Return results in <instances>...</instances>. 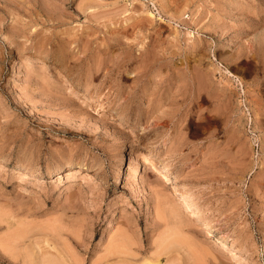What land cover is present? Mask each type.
Masks as SVG:
<instances>
[{
	"label": "rangeland",
	"instance_id": "374dc122",
	"mask_svg": "<svg viewBox=\"0 0 264 264\" xmlns=\"http://www.w3.org/2000/svg\"><path fill=\"white\" fill-rule=\"evenodd\" d=\"M261 5L0 0V264H264Z\"/></svg>",
	"mask_w": 264,
	"mask_h": 264
},
{
	"label": "bare ground",
	"instance_id": "6f19581e",
	"mask_svg": "<svg viewBox=\"0 0 264 264\" xmlns=\"http://www.w3.org/2000/svg\"><path fill=\"white\" fill-rule=\"evenodd\" d=\"M262 6V5H261ZM260 6V7H261ZM264 6V5H263ZM263 6H262V8H263ZM264 11V10H263ZM264 14V13H263ZM262 15V14H261ZM258 16H260V15H258ZM258 18V17H257ZM264 19V16L262 17V19H260V20H263ZM258 20V19H257ZM264 21V20H263ZM262 21V22H263ZM260 22V21H259ZM256 24H257V22H255ZM254 23V24H255ZM253 23H252V25H253V27L254 26H256L257 27V25L255 24L254 25ZM261 24H264V23H261ZM248 26H250V25H248ZM261 26V25H260ZM263 27V26H262ZM247 29H250L251 28V26L250 27H246ZM261 28V27H260ZM245 29V28H244ZM259 29V28H258ZM259 31V30H258ZM257 31V32H258ZM256 34V33H255ZM254 35V34H253ZM253 37V36H252ZM243 42V41H242ZM247 42H248V40H247ZM249 43H252L251 44V46L253 47H250V44H249V47L250 48H252L251 50L254 52H252L254 55H258V56H260V54H262L263 53V56H264V27L263 28H261V31H259V33H257L256 34V36H255V38L254 39H252V42L250 41ZM245 44V43H244ZM243 43L242 44H239L238 45V48L237 49H235L233 52L232 51H230V56H231V58H233L234 56H236L237 57V55H243V52H245L244 50L245 49H247V50H249L248 48H246L245 47V45H244ZM247 45V44H246ZM249 52V51H248ZM248 52H246V54L248 53ZM262 52V53H261ZM250 53H251V51H250ZM251 53V56H252V58H254L255 56L253 55ZM245 55V54H244ZM254 56V57H253ZM258 58H260V57H258ZM257 58V59H258ZM262 58V57H261ZM255 59V58H254ZM256 59V61L255 62H258V61H260V60H262V59H260V60H257ZM264 60V59H263ZM261 62V61H260ZM263 63L261 64V65H263L264 64V61H262ZM259 63V62H258ZM260 64V63H259ZM255 65H257V64H255ZM254 65V66H255ZM260 66V65H259ZM258 67V66H257ZM264 67V66H263ZM219 68V67H218ZM217 68V69H218ZM258 69H260V68H258ZM262 70H263V68H261ZM202 70H204V69H202ZM201 70V71H202ZM218 70H220L221 71V69H218ZM262 70H260V71H262ZM206 71V70H205ZM205 71H203V73L205 72ZM207 71H208V69H207ZM264 71V70H263ZM223 73H225V75H226V77H227V79H228V81H227V83L226 84H224L223 86H221V87H219V89H217V91L219 90L220 91V94L219 95H223V96H225V98H224V100H225V108L228 110V111H231V108H232V106H233V100L230 98V91L233 89H231V85H232V83H230V81H229V79H231L230 77H232L233 76V74L229 71V70H225V71H222ZM202 73V75H204ZM210 72H208V73H206V74H209ZM201 73H199V75H200ZM205 74V75H206ZM202 75H200V76H202ZM199 76V78L201 79V78H204L205 77V80L208 78V76L206 75V76H202V77H200ZM199 79V80H200ZM199 82H203V80H201V81H199ZM237 85H239V86H242L243 87V83H242V81H240V80H237ZM198 88H199V86H198ZM197 89V88H196ZM195 89V90H196ZM194 90V91H195ZM202 91V90H201ZM218 91V92H219ZM200 92V91H199ZM195 93H197V91L195 92ZM194 93V94H195ZM233 93V92H232ZM245 91L243 90V96H245ZM195 95H197V94H195ZM232 96V95H231ZM240 102V101H239ZM143 148L146 150V151H149V153H153V150H152V147L149 145V144H144L143 145ZM84 168V167H83ZM24 172H26V170L25 171H17V176H25L24 175ZM35 173H38L39 171L37 170V171H34ZM66 172V174H67V178L68 177H72L73 175H75L76 174V172H80V168L78 169V168H69L67 171H65ZM85 172V171H84ZM57 180H59V179H57ZM179 187H181V188H183V192H182V196H183V198L186 200V201H188V200H191V201H193V202H196L195 201V198L192 196V193H190L189 191H188V189H186L185 187H182V186H179ZM189 222H194L191 218H189ZM195 228L197 229V231H198V229L199 230H201V232L207 237V238H210V237H212V235H213V231H211V229L208 227V226H206V225H204V224H201V223H199V222H196L195 223ZM219 238V240H221L222 242L221 243H223V241H227L228 240V238H227V236H219L218 237ZM120 244H121V242H120ZM119 243L118 244H115L109 251H108V253L110 254V255H114L115 253H117L118 251H119V245H120ZM47 261V260H46ZM49 264V262H43V264ZM54 264H56V262L54 261ZM58 264V263H57Z\"/></svg>",
	"mask_w": 264,
	"mask_h": 264
}]
</instances>
